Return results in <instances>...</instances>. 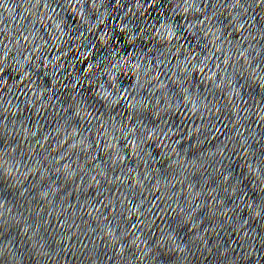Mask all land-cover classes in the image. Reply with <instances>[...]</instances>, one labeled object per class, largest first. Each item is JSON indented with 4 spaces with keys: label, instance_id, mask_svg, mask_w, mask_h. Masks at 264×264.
I'll return each instance as SVG.
<instances>
[{
    "label": "clouds",
    "instance_id": "obj_1",
    "mask_svg": "<svg viewBox=\"0 0 264 264\" xmlns=\"http://www.w3.org/2000/svg\"><path fill=\"white\" fill-rule=\"evenodd\" d=\"M262 125L264 0H0V264H264Z\"/></svg>",
    "mask_w": 264,
    "mask_h": 264
}]
</instances>
